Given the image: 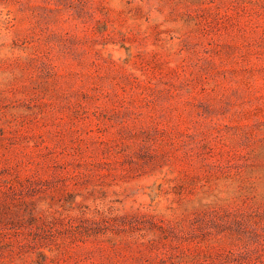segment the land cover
<instances>
[{
	"label": "rangeland",
	"instance_id": "374dc122",
	"mask_svg": "<svg viewBox=\"0 0 264 264\" xmlns=\"http://www.w3.org/2000/svg\"><path fill=\"white\" fill-rule=\"evenodd\" d=\"M0 264H264V0H0Z\"/></svg>",
	"mask_w": 264,
	"mask_h": 264
}]
</instances>
